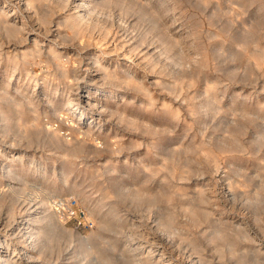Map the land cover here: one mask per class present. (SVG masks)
<instances>
[{
	"label": "rangeland",
	"instance_id": "1",
	"mask_svg": "<svg viewBox=\"0 0 264 264\" xmlns=\"http://www.w3.org/2000/svg\"><path fill=\"white\" fill-rule=\"evenodd\" d=\"M23 1L0 0L26 23H0V217L51 213L59 264H264V0Z\"/></svg>",
	"mask_w": 264,
	"mask_h": 264
},
{
	"label": "bare ground",
	"instance_id": "2",
	"mask_svg": "<svg viewBox=\"0 0 264 264\" xmlns=\"http://www.w3.org/2000/svg\"><path fill=\"white\" fill-rule=\"evenodd\" d=\"M21 1V0H20ZM37 0H25V1H23V3L25 4V7H26V9L29 11H31V12H33L34 11V9L36 8L37 9V6H35V3H37L36 2ZM88 1L89 0H78L77 2H75L74 4H75V8H78V10H81V9H84V10H87L88 9V6L89 5H87L88 4ZM91 1V0H90ZM133 1V0H132ZM147 1V0H146ZM11 2V1H10ZM127 2V1H126ZM12 3V2H11ZM90 3V2H89ZM100 3V2H99ZM149 3V2H148ZM5 5V4H4ZM44 5V4H43ZM45 6V5H44ZM4 7V6H3ZM39 8V7H38ZM156 8H157V6H156ZM35 9V11H37ZM39 10V9H38ZM84 10H83V12H84ZM3 11V10H2ZM34 11V12H35ZM50 11V10H49ZM88 11H90V9L88 10ZM20 12V11H19ZM43 12V16H41V14H40V16L41 17H43V18H46L45 17V15L48 13V8H46V9H44V11H42ZM64 12V11H63ZM75 12V11H74ZM80 12V11H79ZM141 12V11H140ZM1 13V12H0ZM37 13V12H36ZM76 13V12H75ZM86 13V12H85ZM3 14V13H2ZM4 14H6V13H4ZM8 14V13H7ZM24 14V13H23ZM1 15V14H0ZM3 16V15H2ZM6 17V15L4 16V20H6L7 21V19L9 18L8 17V15H7V17L8 18H5ZM27 17V16H26ZM41 17H40V19H41ZM64 17V16H63ZM84 17H85V14L84 13H76L75 15H74V20H80V19H84ZM24 18V17H23ZM32 18H34V17H32ZM37 18V17H36ZM3 19H1L2 21L1 22H4L3 21ZM11 18H9V20H10ZM27 19H28V17H27ZM38 19V18H37ZM60 19V18H59ZM66 19V18H65ZM8 20V22H10ZM44 20H46V19H44ZM44 20H43V22H44ZM48 20H50V19H48ZM61 20V19H60ZM73 20V21H74ZM88 20V19H87ZM47 21V20H46ZM64 21V20H63ZM0 22V23H1ZM7 22V23H8ZM33 22V21H32ZM42 22V23H43ZM5 23V22H4ZM4 23H2L3 24V26H4ZM7 23H5V26L7 25ZM41 23V22H40ZM62 23V22H61ZM1 24V25H2ZM26 23H23V24H17V23H12V22H10V26H12V28L14 29V31H16L17 32V34L19 33V32H21V31H25V25ZM29 24V23H28ZM34 24V23H33ZM44 24H45V22H44ZM73 24V23H72ZM43 25V24H42ZM61 25V24H60ZM2 26V27H3ZM30 27H32V26H30ZM29 27V28H30ZM44 27V26H43ZM4 28H6V27H4ZM31 30H34V28L32 27V28H30ZM36 29V28H35ZM8 31V30H7ZM11 31V30H10ZM13 31V33H15ZM27 31V30H26ZM52 31V30H51ZM10 33V32H9ZM12 33V36H16V35H14ZM16 34V33H15ZM20 35V34H19ZM36 35V34H35ZM75 35H77V34H75ZM8 36V35H7ZM45 36V35H44ZM62 36V35H61ZM64 36H65V34H64ZM36 38L38 37L37 35L35 36ZM51 37V36H50ZM64 38V37H63ZM68 38V37H67ZM81 39V38H80ZM83 40V39H82ZM36 43V42H35ZM39 43V42H38ZM80 43V42H79ZM154 43V42H153ZM37 44V43H36ZM51 45V44H50ZM22 47V46H21ZM36 47V46H35ZM50 47H52V46H50ZM254 47V46H253ZM37 48V49H36ZM35 48V50H36V52L38 53V52H40L38 49V47H36ZM22 49V48H21ZM26 50H27V48H25ZM30 49V48H29ZM41 50V49H40ZM49 50V49H48ZM58 50H59V48H58ZM258 50V49H257ZM17 51V50H16ZM31 51V50H30ZM42 51V50H41ZM52 51V52H51ZM57 50L55 49L54 50V48L52 49L51 48V50H50V52L49 53H52L53 54V57H55V58H58V57H60V59H61V56H62V54H61V52L62 51H57ZM252 51V50H251ZM35 52V51H34ZM24 53V52H23ZM30 53V52H29ZM31 53H32V51H31ZM128 54V53H127ZM126 54V55H127ZM38 55V54H37ZM68 55V54H67ZM80 55V54H79ZM89 55V54H88ZM22 56V55H21ZM95 57V56H94ZM54 58V59H55ZM59 59V60H60ZM83 60V59H82ZM92 62H97L98 63V58L97 57H95L93 60H92ZM98 65H99V63H98ZM93 66H95L94 64H93ZM107 66V65H106ZM92 67V66H91ZM91 67L89 66V67H87L86 68V70H87V73H89V72H92L91 70L93 69H91ZM65 70V69H64ZM86 70H85V72H86ZM94 70H95V72H94V77H92V81L90 80V81H88L87 83H85V85H84V87H87V89L88 90H90L91 88H93V87H91V85L93 84V82H94V78H96L98 75V68H95L94 67ZM106 70V69H105ZM106 71H108V70H106ZM46 72V71H45ZM61 71H59V73H60ZM92 72V73H93ZM100 72V71H99ZM61 73H63V72H61ZM66 72H64V74H65ZM136 73V72H135ZM34 74V73H33ZM106 74V73H105ZM61 75H63V74H61ZM66 75V74H65ZM97 75V76H96ZM99 75H100V73H99ZM106 75H108V74H106ZM64 76V75H63ZM115 77H117V76H113V77H109V75L108 76H106V78L108 79V78H110V79H113V78H115ZM105 78V79H106ZM130 80V79H129ZM129 80H127V81H129ZM122 81H123V79H122ZM124 81H126V80H124ZM119 83H120V81H119ZM79 84V83H78ZM100 84V83H99ZM48 85V84H47ZM144 85V84H143ZM80 86V85H79ZM99 86V85H98ZM64 88V87H63ZM102 88V87H101ZM71 89V88H70ZM95 90H98L99 88L97 87V88H94ZM17 91V90H16ZM84 91V90H83ZM87 91V90H86ZM105 92V91H104ZM149 92V91H148ZM66 93V92H65ZM68 93V92H67ZM80 93H81V91H80ZM92 94V93H91ZM95 94V93H94ZM93 94V95H94ZM96 96V95H95ZM40 98V97H39ZM80 100H81V104H80V106H82L83 108H84V106L87 104V103H90V104H94L93 103V100H92V98H90V96L86 93H84V94H80L79 95V97H78ZM95 98V97H94ZM29 99V98H28ZM52 99V98H51ZM71 100V99H70ZM79 102V101H78ZM67 103H68V101H67ZM17 104V103H16ZM19 104V103H18ZM51 104V103H50ZM70 104V103H69ZM66 107V106H65ZM82 107H81V109H80V107L78 108H75L74 109V106L73 105H69L68 106V109H70V110H68V111H66V113L69 115L71 112H72V110L74 109V111H79V112H81L82 114V116H84L85 114H86V112H85V110L84 109H82ZM88 108V107H87ZM104 108V107H103ZM107 108V107H106ZM1 110V109H0ZM97 111V110H96ZM95 111V112H96ZM102 109L100 110V111H98V113L96 112V114H98L99 116H101L102 115ZM34 112V111H33ZM64 114V113H63ZM94 114V113H93ZM71 116V115H70ZM61 117V116H60ZM93 117L94 118H97V117H95L94 115H93ZM5 118V117H4ZM19 118V117H18ZM62 118H63V115H62ZM62 118L60 119V120H62ZM64 118H66L65 117V115H64ZM67 119V118H66ZM24 120V119H23ZM56 120V119H55ZM58 120V119H57ZM64 120V119H63ZM95 120V119H94ZM59 121V120H58ZM93 121V120H92ZM32 122V121H31ZM30 122V123H31ZM55 123V121H53V120H51V124L52 123ZM65 122V121H64ZM66 123H68V127L67 128H70V129H72V130H74V131H76V130H78L80 133H86V131H84V130H81V127H79V128H76L77 127V124H76V122H74V121H72V122H67L66 121ZM92 123V122H91ZM94 123H97V122H94ZM62 124V123H61ZM93 124V123H92ZM64 125V124H63ZM91 125V124H90ZM97 125V124H96ZM39 126V125H38ZM65 126V125H64ZM40 128H41V126H39ZM43 127V126H42ZM24 129V128H23ZM62 129V128H61ZM72 130H70L69 131V133H72ZM90 131V130H89ZM69 133H65V131H64V134H69ZM79 133V134H80ZM95 133V132H94ZM97 133V132H96ZM90 134H92V133H90ZM98 134V133H97ZM117 135V134H116ZM50 136L51 137H56V135L54 134V133H51L50 134ZM80 136H82L81 134H80ZM83 137V136H82ZM73 138H74V136H73ZM76 138V137H75ZM78 138V137H77ZM80 138V137H79ZM53 139V138H52ZM79 140V139H78ZM80 140H83V139H80ZM113 140V139H112ZM110 141V140H109ZM61 142V141H60ZM100 143V142H99ZM99 143L98 142H96L95 144H96V146L97 145H99ZM110 143H112V141L110 142ZM31 144V143H30ZM91 143H89V145H90ZM95 144H92V145H95ZM108 144V143H107ZM77 146H78V144H77ZM80 146V145H79ZM82 146V145H81ZM82 149V148H81ZM85 149V148H84ZM77 147H71V148H69V149H67V153H69V154H76V152H77ZM79 151V150H78ZM86 152V151H85ZM31 153V152H30ZM66 154V153H65ZM79 154V153H78ZM66 156V155H65ZM10 157V156H9ZM8 157V158H9ZM19 157V156H18ZM24 157V156H23ZM68 157V156H67ZM74 157H76V156H74ZM74 157H73V159H74ZM22 158V157H21ZM214 158V157H213ZM16 158L15 157H12V158H10V164H5V166H4V171H5V173H6V171H8V172H11L12 170H13V167H12V165L15 163V160ZM4 162V161H3ZM8 162V161H7ZM2 163V162H1ZM36 163V162H35ZM72 164V163H71ZM74 165V164H73ZM164 165V164H163ZM184 170V169H183ZM3 171V172H4ZM8 174V173H7ZM6 174V175H7ZM19 174V173H18ZM17 174V175H18ZM44 174V173H43ZM45 176V175H44ZM230 176V175H229ZM20 177L21 176H18V178L17 179H20ZM259 177V176H258ZM6 179V180H5ZM13 179V178H12ZM25 179V178H24ZM2 182H0V184H2V186H3V188H2V191H1V188H0V210H1V207L3 206V204H4V202L5 201H9L12 197H13V195H12V192H13V190H11L10 188H11V184L8 182V178L6 177H2ZM234 180V179H233ZM261 181H262V179H260ZM13 181V180H12ZM16 181V180H15ZM24 181V180H23ZM14 182V181H13ZM228 182V181H227ZM231 182H232V180H231ZM20 183V182H19ZM230 183V182H229ZM13 184V183H12ZM17 184V183H16ZM8 185V186H7ZM30 186H31V184H30ZM42 186V185H41ZM48 186V185H47ZM38 187V186H37ZM243 187V186H242ZM143 192V191H142ZM247 192V191H246ZM28 193V192H27ZM183 193V192H182ZM194 194V193H193ZM16 195H17V193H16ZM19 195V194H18ZM225 197V196H224ZM227 197V196H226ZM17 198V197H16ZM26 198V197H25ZM250 198V197H249ZM42 200H43V202H46V200L47 199H43V197H42ZM52 201H53V205H54V211H55V213L59 216V218H61L62 220L65 218V214L67 213H69V210L67 209V207H66V200L64 201V198H58L57 196H54L53 198H52ZM51 201V202H52ZM102 202V201H101ZM102 204V203H101ZM196 204V203H195ZM202 204V203H201ZM105 205V204H104ZM44 206V205H43ZM188 207H190V205L188 206ZM28 208V207H27ZM23 209V208H22ZM41 209V208H40ZM24 210V209H23ZM42 210V209H41ZM114 210V209H113ZM186 210V209H185ZM187 211V210H186ZM205 211V213L206 214H208V211L205 209L204 210ZM33 212V211H32ZM117 212H118V210H117ZM212 212V211H211ZM27 213V216H26V218H24V219H22V220H20V222L19 221H17L16 220V218L14 219V217H15V210H14V208H13V206L10 204L9 206H8V208H7V210H6V216H4V217H0V264H44V263H49V264H59L58 263V260L57 261H53V262H49L46 258H45V255L44 254H50V252L53 250H51L50 249V240H53V238H54V236H55V234L56 233H58V231H57V228H56V226L54 225V222L52 221V219H51V213H44V214H39V215H33L31 212H29V211H27L26 212ZM111 213V212H110ZM102 214V213H101ZM114 214V213H113ZM25 215V214H24ZM55 216V215H54ZM53 216V217H54ZM121 216V215H120ZM114 218V217H113ZM235 219V218H234ZM65 220V219H64ZM111 220V219H110ZM114 220H117V219H114ZM138 220V219H137ZM102 222V221H101ZM143 222V221H142ZM103 224H104V222H102ZM167 223V222H166ZM249 223V222H248ZM240 224V223H239ZM60 225H62V224H60ZM106 225V224H105ZM102 226V225H101ZM54 228L53 230H54V232L52 231V233H51V231H49L48 229L49 228ZM107 227V226H106ZM100 228V227H99ZM108 228V227H107ZM173 228V227H172ZM175 228V227H174ZM216 228V227H215ZM263 229H264V226H263ZM175 230V229H174ZM261 230V229H260ZM249 231V230H248ZM254 231V230H253ZM225 232V231H224ZM100 233V232H99ZM144 233V232H143ZM155 233V232H154ZM218 233V232H217ZM200 234V233H199ZM153 235V234H152ZM215 235V234H214ZM212 236V235H211ZM237 237V236H236ZM51 238V239H50ZM86 239V238H85ZM229 239V238H228ZM259 239H260V237H259ZM262 239V238H261ZM54 241V240H53ZM213 240H211V242H212ZM227 242V241H226ZM214 243V242H213ZM217 243V242H216ZM260 243V242H259ZM155 244V243H154ZM227 244V243H226ZM102 245V244H101ZM231 246V245H230ZM237 246V245H236ZM89 247V246H88ZM137 247V246H136ZM215 247V246H214ZM217 247V246H216ZM247 247V246H246ZM70 248V247H69ZM65 249V248H64ZM100 250V249H99ZM216 250V249H215ZM217 250H218V248H217ZM220 250V249H219ZM232 250V249H231ZM234 250V249H233ZM245 250V249H244ZM133 251V250H132ZM157 251V250H156ZM171 251V250H170ZM262 251V250H261ZM235 252H236V250H235ZM248 252V251H247ZM253 252V251H252ZM73 253V252H72ZM76 253V252H75ZM74 253V254H75ZM231 253V252H230ZM62 254V253H61ZM92 254V253H91ZM80 255V254H79ZM165 255V254H164ZM219 255V254H218ZM49 256V255H48ZM67 257H66V261H62L60 264H72V259H74V256H72V254H70V255H66ZM149 256H150V254H149ZM223 256V255H222ZM252 256H253V254H252ZM81 257H83V256H81ZM87 257V256H86ZM162 257V256H161ZM232 257V256H231ZM61 258L62 257H60V260H61ZM80 258V257H79ZM142 258V257H141ZM242 258H243V256H242ZM245 258V257H244ZM94 259V258H93ZM108 259H110V258H108ZM140 259V258H139ZM138 259V260H139ZM233 259V258H232ZM87 260V259H86ZM95 260V259H94ZM102 260V259H101ZM111 260V259H110ZM110 260H109V263H110ZM141 260V259H140ZM198 260V259H197ZM107 261V260H106ZM112 261V260H111ZM178 261V260H177ZM244 261H245V259H244ZM258 261V260H257ZM83 262V261H82ZM101 262H103V261H101ZM145 262V261H144ZM262 262V261H261ZM79 263V262H78ZM108 263V264H109ZM166 263V262H165ZM164 263V264H165ZM209 263V262H208ZM216 263V262H215ZM252 263V262H251ZM255 263V262H254ZM80 264V263H79ZM82 264V263H81ZM86 264V263H85ZM89 264V263H88ZM106 264V263H105ZM132 264V263H131ZM238 264V263H237ZM239 264H240V262H239Z\"/></svg>",
	"mask_w": 264,
	"mask_h": 264
}]
</instances>
